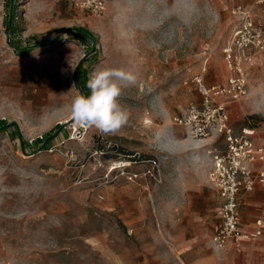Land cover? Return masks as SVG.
<instances>
[{"label":"rangeland","instance_id":"rangeland-1","mask_svg":"<svg viewBox=\"0 0 264 264\" xmlns=\"http://www.w3.org/2000/svg\"><path fill=\"white\" fill-rule=\"evenodd\" d=\"M83 1L18 0L11 36L20 42L87 28L96 46L87 82L103 67L137 75L119 97L129 120L115 134L76 126L74 69L92 40L84 45L64 33L19 56L6 42L0 0V119L29 141L62 125L49 148L31 153L16 145V133L0 132V264H191L197 253L176 245L190 236L197 213L211 229L214 197L201 150L178 142L186 137L173 117L198 99L194 75L209 84L225 80L222 48L236 23L233 5H245L264 26V1L102 0L99 12ZM262 62L249 69L248 95L235 103L237 126L264 128ZM150 158L156 179L128 178ZM204 253L210 264L226 263L208 244Z\"/></svg>","mask_w":264,"mask_h":264},{"label":"built area","instance_id":"built-area-1","mask_svg":"<svg viewBox=\"0 0 264 264\" xmlns=\"http://www.w3.org/2000/svg\"><path fill=\"white\" fill-rule=\"evenodd\" d=\"M261 3L264 0H249ZM83 6L93 12L103 8L102 0H84ZM232 13L236 23L222 48L226 78L222 82L206 83L202 74L191 78L199 95L189 101L173 117V122L200 145L206 156V180L217 192L218 223L209 238L216 250L238 248L242 240L255 241L263 232L264 221L256 220L252 230L241 227L240 199L257 184H264V146L255 142V127L243 125L234 129L227 105L238 102L248 94V70L264 60V26L252 16V11L235 3ZM148 166L140 173H129L156 179V159L147 160Z\"/></svg>","mask_w":264,"mask_h":264},{"label":"crops","instance_id":"crops-1","mask_svg":"<svg viewBox=\"0 0 264 264\" xmlns=\"http://www.w3.org/2000/svg\"><path fill=\"white\" fill-rule=\"evenodd\" d=\"M261 62L262 61L257 63L260 64ZM257 63H255L254 65H256ZM254 65L250 66V68ZM235 103L237 102H230L227 105V108L230 116V123L235 129H237L243 125L237 126L234 124L233 112ZM254 137L256 143L262 144L264 146V128L255 127ZM204 181L205 185L213 190L212 194L214 199L212 202V211L215 221L211 225V229H208V225H204L207 216L197 213V221L192 227L190 236L183 237L182 235H180V241L176 245L177 248L180 249L179 251L182 253L186 251L197 253V259L191 264H210L208 256L206 255L205 257L207 259H203L202 256L203 254H205L204 252L207 244L210 247L209 238L219 220L217 215V192L214 187L207 182V180ZM197 185L198 184H196V186ZM239 216L241 220V227L244 230L254 229L256 226V220L258 218H262V220L264 221V184H257L254 191L245 194L240 199ZM218 252H222L226 256V263L224 264H264V228L262 235L257 240H242L238 248L230 247L227 249L218 250ZM211 264H221V262L214 261Z\"/></svg>","mask_w":264,"mask_h":264},{"label":"clouds","instance_id":"clouds-1","mask_svg":"<svg viewBox=\"0 0 264 264\" xmlns=\"http://www.w3.org/2000/svg\"><path fill=\"white\" fill-rule=\"evenodd\" d=\"M136 82L137 75L131 70L100 68L87 82L90 95L78 93L73 98L70 109L72 121L76 126L95 127L104 134L119 132L129 120V112L120 104L119 97Z\"/></svg>","mask_w":264,"mask_h":264},{"label":"trees","instance_id":"trees-1","mask_svg":"<svg viewBox=\"0 0 264 264\" xmlns=\"http://www.w3.org/2000/svg\"><path fill=\"white\" fill-rule=\"evenodd\" d=\"M18 4V0H5L4 7L5 13V30L8 35L9 43L13 46V51L19 56H25L37 47L47 46L63 39L64 33L70 34V39H78L82 44L86 45V41L92 40L94 37L91 31L82 26L64 27L54 32L40 35H30L23 41L17 42L12 38V34L15 30V8ZM96 59V51H91V46L85 50V54L76 65L74 69V79L77 88H80L85 96L90 95L89 88L87 87V72L88 66L92 64ZM61 124L54 125L47 132L41 136L34 138L33 140H25L19 133L18 127L13 121L6 119H0V132L10 131L12 139H15L17 135V146L23 153H31L40 149H47L50 146L51 140L58 135L61 131Z\"/></svg>","mask_w":264,"mask_h":264},{"label":"bare ground","instance_id":"bare-ground-1","mask_svg":"<svg viewBox=\"0 0 264 264\" xmlns=\"http://www.w3.org/2000/svg\"><path fill=\"white\" fill-rule=\"evenodd\" d=\"M178 141V140H177ZM178 142H180V144L182 145V146H184V147H186V148H190V149H196V148H199L200 147V145L199 144H197L196 142H194L192 139H190L189 137H187V138H184V139H182V140H179ZM177 144V143H176ZM179 144V143H178ZM204 158H205V161H206V156H204ZM121 161V160H120ZM120 161L119 162H116L115 163V167H117V166H120V165H122L123 163H120Z\"/></svg>","mask_w":264,"mask_h":264},{"label":"water","instance_id":"water-1","mask_svg":"<svg viewBox=\"0 0 264 264\" xmlns=\"http://www.w3.org/2000/svg\"><path fill=\"white\" fill-rule=\"evenodd\" d=\"M6 42L8 43V45H9L10 47L13 48V46L9 43L8 35H7V34H6ZM95 50H96L95 43L92 42V44H91V51L93 52V51H95ZM82 57H83V56H82ZM82 57L80 58V60L82 59ZM80 60L78 61V63L80 62ZM78 63H77V65H78ZM78 91H79V94L84 95L83 92H82V90H81L80 88H78ZM71 120H72V119H71Z\"/></svg>","mask_w":264,"mask_h":264}]
</instances>
